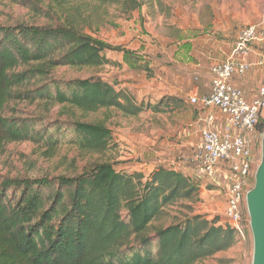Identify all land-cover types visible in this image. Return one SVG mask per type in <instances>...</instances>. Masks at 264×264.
I'll use <instances>...</instances> for the list:
<instances>
[{"label": "trees", "instance_id": "1", "mask_svg": "<svg viewBox=\"0 0 264 264\" xmlns=\"http://www.w3.org/2000/svg\"><path fill=\"white\" fill-rule=\"evenodd\" d=\"M94 1L123 3L129 12L141 7L138 0ZM107 52L120 53L129 70L151 78L141 49L113 46L73 25H0V157L6 145L25 141L42 142L49 151L63 143L89 153L107 151L111 131L102 122H85L71 112L64 125L36 132L32 123L12 116L22 103L48 112L60 106L84 114L141 113V106L99 77L53 78L61 67L108 64ZM182 100L172 102L177 108ZM199 188L197 179L175 168L159 166L145 175L117 171L107 161L78 175L2 179L0 264H199L237 245L227 221L189 212L155 225L171 207L191 210L185 203L197 199Z\"/></svg>", "mask_w": 264, "mask_h": 264}, {"label": "rangeland", "instance_id": "2", "mask_svg": "<svg viewBox=\"0 0 264 264\" xmlns=\"http://www.w3.org/2000/svg\"><path fill=\"white\" fill-rule=\"evenodd\" d=\"M138 2L140 9L129 12L123 3L100 4L94 0H0L1 26L73 25L113 46L141 49L140 54L152 72L151 78H147L144 72L129 70L122 64L121 54L116 52H107L109 63L101 67L56 70L53 78L62 81L99 77L117 92L125 93L143 111L135 116L114 110L84 114L55 106L48 112L42 105L17 104L13 119L32 123L36 132L64 125L73 119V112V116L82 121L105 124L112 139L107 151L100 154L81 151L65 143L52 151L36 141L8 144L0 157V180L78 175L93 163L102 161L112 163L117 171L145 175L159 166L171 167L200 182L197 199L185 203L191 210L180 206L167 209L169 216L155 225L169 224L170 217L183 218L189 212L204 215L209 220L219 217L225 223L224 184L212 186L211 180L188 162L192 151L187 145V132L197 108L190 103V97L182 100L177 108L172 101H181L188 86L200 87L201 82L206 81L211 62L222 61L218 51L210 52L212 43L229 46L230 50L243 25L261 21L264 0ZM185 43L190 44L189 49ZM261 122L264 123V116ZM260 159L261 142L256 154L257 167ZM253 184L254 179L252 187ZM252 254L248 223L245 238H238L235 247L199 264H251Z\"/></svg>", "mask_w": 264, "mask_h": 264}, {"label": "built area", "instance_id": "3", "mask_svg": "<svg viewBox=\"0 0 264 264\" xmlns=\"http://www.w3.org/2000/svg\"><path fill=\"white\" fill-rule=\"evenodd\" d=\"M252 70L264 73V16L257 24L243 25L225 58L211 64L209 93L190 97L198 111L195 123L201 128L188 162L216 187L222 183L215 176L223 178L224 216L239 239L245 238L249 223L245 195L252 187L264 133L259 129L264 116V76L251 101L237 84ZM215 113L222 117L220 126Z\"/></svg>", "mask_w": 264, "mask_h": 264}, {"label": "water", "instance_id": "4", "mask_svg": "<svg viewBox=\"0 0 264 264\" xmlns=\"http://www.w3.org/2000/svg\"><path fill=\"white\" fill-rule=\"evenodd\" d=\"M245 205L253 241L251 264H264V133L260 163L255 171L253 187L245 195Z\"/></svg>", "mask_w": 264, "mask_h": 264}, {"label": "crops", "instance_id": "5", "mask_svg": "<svg viewBox=\"0 0 264 264\" xmlns=\"http://www.w3.org/2000/svg\"><path fill=\"white\" fill-rule=\"evenodd\" d=\"M217 51L219 52L218 56H220L223 60L226 56V53L229 52V46H224V45L221 46L220 44L218 45L216 42L212 43L210 52H217ZM211 64H212V62H211ZM211 64H210V66H211ZM263 76H264V73L262 71L252 70L243 79L237 80L238 86L244 92L245 96L247 97V99L249 101L253 98L257 84H258V81ZM205 78H206V81L205 80L202 81L200 84V87H198L194 84L188 86L186 89V93L183 94V96H181L180 99L186 100L187 97H193V96L194 97H200V96H203L205 94H208L209 93V86H210V74H207V76H205ZM181 94H182V92H181ZM215 114H216V118L218 121V123L216 125L220 126V124L222 123V117L218 113H215ZM195 121H196V117L194 118V121L189 125V129L187 132V145H189L190 148H192V146L195 143H197L199 140V130H200L201 126L198 125L197 123H195ZM177 170H179V169H177ZM215 179L220 180L222 184L224 182L223 178L219 175L215 176ZM224 210H225V200H224Z\"/></svg>", "mask_w": 264, "mask_h": 264}]
</instances>
